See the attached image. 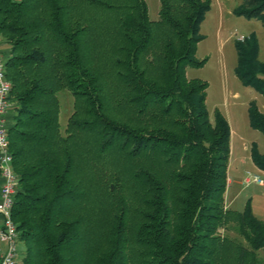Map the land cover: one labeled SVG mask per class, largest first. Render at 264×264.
Wrapping results in <instances>:
<instances>
[{
	"label": "trees",
	"instance_id": "obj_1",
	"mask_svg": "<svg viewBox=\"0 0 264 264\" xmlns=\"http://www.w3.org/2000/svg\"><path fill=\"white\" fill-rule=\"evenodd\" d=\"M241 1L235 14L264 26V0ZM210 7L159 0L150 20L145 0H0L22 264H264V222L249 201L224 205L229 124L210 121L207 83L186 74L204 64ZM235 49V76L264 96L256 37ZM63 89L74 101L61 130ZM248 117L264 135L255 103ZM229 224L245 243L221 233Z\"/></svg>",
	"mask_w": 264,
	"mask_h": 264
},
{
	"label": "rangeland",
	"instance_id": "obj_2",
	"mask_svg": "<svg viewBox=\"0 0 264 264\" xmlns=\"http://www.w3.org/2000/svg\"><path fill=\"white\" fill-rule=\"evenodd\" d=\"M146 3L149 19L156 20L158 18L159 0H146ZM230 6L232 7V5ZM249 25V20L234 14L224 15L223 18L218 19L217 7L214 5L201 23L200 34L204 38L197 45L195 54L196 60H205L204 64L198 68L188 67L186 74L188 78L201 79L207 83L206 107L210 121H214V113L218 111L225 117L230 127V155L227 177L233 179V184L230 189L227 187L224 194L225 200L233 197L232 210L237 211H242L247 201H249L253 215L264 222V186H259L252 181H245L246 178L251 180L252 176L257 174L264 182V172L254 164L250 153L252 145H255L258 152L264 154V135L249 127L247 117L250 103L255 102L259 109L264 107V96L258 97L253 89L244 86L235 76L238 61L235 41L241 35H248L251 28ZM260 45L264 48L263 36H260ZM0 47L3 51L6 50L5 39L1 35ZM260 77L263 78L262 75ZM57 98L60 104L59 123L61 130H64L67 119L73 111L74 100L66 89L59 91ZM120 193H123L121 196L124 197L125 202H130L129 196L125 194L124 190ZM224 205L225 208H228L225 203ZM127 213L128 224L132 227L135 225L137 218L131 215L129 211ZM107 221H111L109 213ZM100 225L101 223L98 222L97 226ZM107 226H109V223ZM230 227L231 224L226 230H221V233L245 243ZM18 252V264H22L24 246L20 242L18 243ZM258 256L264 259V249L258 251Z\"/></svg>",
	"mask_w": 264,
	"mask_h": 264
},
{
	"label": "built area",
	"instance_id": "obj_3",
	"mask_svg": "<svg viewBox=\"0 0 264 264\" xmlns=\"http://www.w3.org/2000/svg\"><path fill=\"white\" fill-rule=\"evenodd\" d=\"M243 39V36L238 38L239 41ZM5 61L4 51L0 47V264H18L19 233L11 216L18 179L9 151L8 128L13 102L10 98L11 83L6 77ZM246 181L263 184L258 175H253L251 180L248 178Z\"/></svg>",
	"mask_w": 264,
	"mask_h": 264
},
{
	"label": "crops",
	"instance_id": "obj_4",
	"mask_svg": "<svg viewBox=\"0 0 264 264\" xmlns=\"http://www.w3.org/2000/svg\"><path fill=\"white\" fill-rule=\"evenodd\" d=\"M146 2V0H145ZM233 2V3H232ZM236 2H237V5H236ZM232 3V4H231ZM235 3V4H234ZM242 1L241 0H211V7H210V10L206 13V15L212 10V8L214 7V5H216L217 7V14H218V19H220L221 17L223 18L224 15H228L230 16V14H234L235 16H237L235 14V9L237 7H239L241 5ZM147 4V3H146ZM232 5V7L230 6ZM236 5V6H235ZM147 10H148V7H147ZM159 11V10H158ZM239 17H242V16H239ZM206 18V16H205ZM246 19V18H245ZM205 20V19H204ZM250 21V25L251 28H250V31L248 32V35L247 36H243L244 38L245 37H249L251 35H254L257 39V43H258V61L259 63L263 64L264 65V48L260 45V36H263L264 37V26L262 24L261 21L257 20V19H247ZM260 35V36H259ZM242 36V35H241ZM251 88V87H250ZM253 89V88H251ZM254 90V89H253ZM255 91V90H254ZM255 93L257 94L258 97L262 96L260 93H258L257 91H255ZM255 99V98H254ZM255 103V102H254ZM249 107V105H248ZM259 109V108H258ZM264 107L262 109H259V111L264 114ZM13 113L11 112V117H12ZM247 117H248V110H247ZM59 119H60V116H59ZM12 123V120H10V124ZM248 124H249V117H248ZM250 127V125H249ZM251 128V127H250ZM264 172V171H262ZM254 175H257V174H254ZM248 178H246L247 180ZM245 180V181H246ZM1 182V181H0ZM247 182V181H246ZM250 182V181H249ZM233 184V179H229L227 177V187L230 189L231 186ZM259 185V184H258ZM259 186H264V182L262 185H259ZM227 187H226V190H227ZM226 190H225V193H226ZM224 193V194H225ZM233 197L229 198V200H225L224 198V203L226 204V206L230 209H233ZM244 208V207H243ZM235 210V209H234ZM243 210V209H242Z\"/></svg>",
	"mask_w": 264,
	"mask_h": 264
}]
</instances>
